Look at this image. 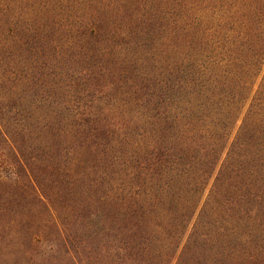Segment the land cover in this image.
<instances>
[{
	"label": "trees",
	"instance_id": "trees-1",
	"mask_svg": "<svg viewBox=\"0 0 264 264\" xmlns=\"http://www.w3.org/2000/svg\"><path fill=\"white\" fill-rule=\"evenodd\" d=\"M0 264H264V0H0Z\"/></svg>",
	"mask_w": 264,
	"mask_h": 264
}]
</instances>
